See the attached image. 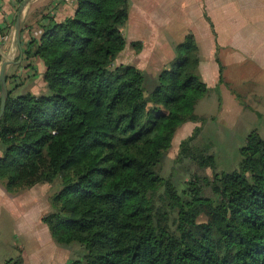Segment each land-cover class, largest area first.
<instances>
[{
  "label": "trees",
  "instance_id": "16d2710c",
  "mask_svg": "<svg viewBox=\"0 0 264 264\" xmlns=\"http://www.w3.org/2000/svg\"><path fill=\"white\" fill-rule=\"evenodd\" d=\"M129 13L130 0H77L73 15L51 21L39 43L32 39L24 52L44 61L47 91H10L0 181L15 194L61 179L42 220L59 244L84 246L68 264H264V137L252 131L238 167L214 175L217 199L197 183L180 191L163 176L186 121L201 125L176 160L192 156L207 119L195 106L209 87L192 34L149 90L142 69L116 64ZM195 157L202 166L215 160L203 151Z\"/></svg>",
  "mask_w": 264,
  "mask_h": 264
},
{
  "label": "crops",
  "instance_id": "0c3cea01",
  "mask_svg": "<svg viewBox=\"0 0 264 264\" xmlns=\"http://www.w3.org/2000/svg\"><path fill=\"white\" fill-rule=\"evenodd\" d=\"M22 2L0 0V69L6 59L13 62L6 67L13 95H39L47 91L46 66L24 50L32 39L39 43L51 21L73 15L77 0H30L21 8ZM18 14L22 46L16 40ZM126 25L123 51L129 55L130 49L135 58L129 61L119 54L118 64L159 73L192 34L198 70L209 87L195 106L197 115L207 117L202 131L210 120L231 132L244 125V142L252 131L259 132L258 126L264 125V0H130ZM52 189L53 183L45 182L12 194L0 181V264H68L73 259L69 245L59 244L42 220L52 210Z\"/></svg>",
  "mask_w": 264,
  "mask_h": 264
},
{
  "label": "rangeland",
  "instance_id": "374dc122",
  "mask_svg": "<svg viewBox=\"0 0 264 264\" xmlns=\"http://www.w3.org/2000/svg\"><path fill=\"white\" fill-rule=\"evenodd\" d=\"M123 28L125 29L126 37H128V25H125ZM127 50L129 51V55H126V51H122L119 54L121 57L126 56V59H129V61H134V54L131 53L130 49ZM115 63L118 64L117 59L115 60ZM170 64L167 67H169ZM144 73L146 75L145 86L146 89L149 90L153 87L156 75L159 73H155L154 71H151V73H147V71H145ZM196 113H200L199 108H197ZM198 124L199 123L194 121H187L180 126L179 130L175 134V138L172 141L171 148L167 151L164 157L161 173L165 177L170 176L175 181L180 191L184 188L190 191L193 185L197 183L196 186L204 195L217 199L218 194L214 190V175L220 173L221 171L238 167L241 159L240 147L241 145H245L243 140L247 134L244 131V125H237L234 127L233 132H231L230 127L214 125L209 120L205 124L202 133L198 136V138H196L193 145L188 150L191 152L192 156L186 155L177 161L176 158L180 152L182 140L191 134L194 127ZM240 124H242L241 119ZM258 129L260 135L264 137V125L258 126ZM207 145L211 146V148L203 149L204 146ZM200 151H203L205 155H215L214 162L202 166L195 157V155H198ZM61 187V179L59 178L53 183L52 193L59 191ZM206 218V216L202 215L200 220H205ZM234 225L238 229H243L242 224L238 222H234ZM68 250H70L73 259L83 256L86 252L84 246L80 243H72L69 245Z\"/></svg>",
  "mask_w": 264,
  "mask_h": 264
},
{
  "label": "water",
  "instance_id": "95a60500",
  "mask_svg": "<svg viewBox=\"0 0 264 264\" xmlns=\"http://www.w3.org/2000/svg\"><path fill=\"white\" fill-rule=\"evenodd\" d=\"M30 0H23L21 3V8H23ZM21 34H22V20L20 14H18L17 21H16V40L20 46H22L21 41ZM13 63L9 59H6L1 66L0 69V82H1V93H0V118L3 116L6 106L8 96L10 94L7 82V75H6V67L8 64Z\"/></svg>",
  "mask_w": 264,
  "mask_h": 264
},
{
  "label": "built area",
  "instance_id": "2783aa9c",
  "mask_svg": "<svg viewBox=\"0 0 264 264\" xmlns=\"http://www.w3.org/2000/svg\"><path fill=\"white\" fill-rule=\"evenodd\" d=\"M16 1H17V3L22 2V0H16Z\"/></svg>",
  "mask_w": 264,
  "mask_h": 264
}]
</instances>
